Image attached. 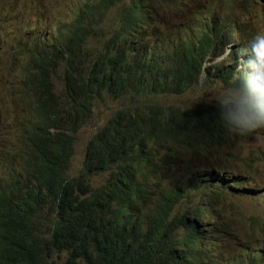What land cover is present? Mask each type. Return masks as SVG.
<instances>
[{
    "label": "trees",
    "instance_id": "obj_1",
    "mask_svg": "<svg viewBox=\"0 0 264 264\" xmlns=\"http://www.w3.org/2000/svg\"><path fill=\"white\" fill-rule=\"evenodd\" d=\"M167 1L0 0L4 13L0 28L7 21L4 28L12 32L13 18L24 27H17L16 37L26 34L42 7L53 10L63 2L68 17L38 50L25 51L29 60L24 79H19L20 66L14 75L3 76L23 90V105L31 112L5 140L0 131V144L3 140L2 145L10 148L0 146L5 158L0 168V264H54L56 254L60 264H176L181 258L172 234L183 223L185 211L177 208L183 206L185 190L173 176L168 186L163 178L171 163L183 167L189 163L168 151L166 159L142 167L129 165L124 157L145 144V139L136 137L154 124L173 131L172 139L166 132L158 136L166 146L176 142L179 134L187 140L186 146L202 140L205 132L209 133L205 144L225 142L224 131L229 138L231 134L207 109L153 110L150 90L179 94L188 84L194 86L191 80L203 57L220 53L224 45L230 44L231 53L235 44L233 52L241 55L248 39L257 34L253 32L264 33L261 26L253 27L264 23V0H219L220 7L207 11L212 18L205 21L189 13L194 0H182L175 5L176 14L186 19L183 28L188 34L165 33L168 42L159 47L139 42L127 29L129 21L141 22L142 29L148 30V20L163 19L159 9ZM0 42L8 44L3 37ZM19 47L14 48L16 54L23 52V44ZM58 78L66 90L64 108L51 92L52 81ZM104 97L128 100L113 113L115 120L111 117L88 139L80 170L70 174L74 145L69 131L77 133L91 116L94 101ZM18 115L24 118L23 113ZM119 129H123L122 137L116 134ZM156 167L163 172L150 187L147 179L159 173ZM191 171L198 174L196 168ZM101 173L105 177L97 181ZM209 176L200 177L201 183L213 180L222 191L227 185L233 189L247 183L233 176L227 180ZM201 187L191 184L195 198L198 192L221 198ZM226 215L230 216L228 210ZM256 234L251 241L264 236L263 231ZM187 240L188 236L177 243L183 248ZM262 257L264 262V253ZM222 258L217 255L216 260Z\"/></svg>",
    "mask_w": 264,
    "mask_h": 264
},
{
    "label": "clouds",
    "instance_id": "obj_2",
    "mask_svg": "<svg viewBox=\"0 0 264 264\" xmlns=\"http://www.w3.org/2000/svg\"><path fill=\"white\" fill-rule=\"evenodd\" d=\"M181 1L182 0H168L161 4L159 13L163 16V19L155 22L148 20V24L145 26L148 30L142 29L141 22L137 24L129 21L130 28H127L128 31L136 34L139 42L156 43V47L168 42V37L165 36V33L173 32L180 34L183 31L185 34H188V31L183 28L186 19L176 14L175 5ZM197 3L198 2L194 0L193 7ZM193 7L189 10V13ZM211 18L212 17H210L209 20ZM246 21H250V18H247ZM260 29L264 32V23L261 24ZM258 32L259 30L253 32L257 34L248 39L241 55H237L233 52L235 44H233L232 52L229 53L230 55L228 52L226 53L225 45L220 53L217 50L216 53L218 54L212 53L205 55L199 65L197 74L194 79L191 80L194 82V86L188 84L179 94H169V92L150 90L149 102L153 110L169 113L173 110L171 106H175L176 110H181V112L201 108L207 109L213 118L218 121L228 133L235 135H246L257 129H264V33ZM214 56L216 59L223 57L222 59L224 61L220 64V69H223L222 71L224 73L221 74L210 70L213 67V65H210V62L213 61ZM204 71H207L209 76L231 80L232 85L213 94L211 99L208 100V104L198 102L188 107H181L161 101V97L182 95L185 93V90L189 91L196 89L201 74ZM113 120H115L114 117L111 118V121ZM0 131L3 133V130ZM95 132L96 131H94L90 137H92ZM162 132H166L169 139L173 138V131L164 124H154L144 128L136 138L145 139V144L140 148H136L137 146H135L133 149L136 148V150L125 155L124 160L131 166L137 165L138 167H142L144 163L153 165L166 159L168 151L171 152L174 157L177 156L180 158L181 161L188 162V167L184 168L191 171L195 168L194 161L198 157H204L208 160L225 159L221 156V154H225V149H223L225 142L219 144L213 142L205 144L204 141H208V132L202 135V140H196L192 146H189L188 143L186 146L185 141L187 142V140L185 139L184 141L181 134L177 136L176 142L166 146L158 137ZM122 133L123 129H119L116 134L122 137ZM6 134V132L2 134L3 140L6 139ZM223 136L225 141V131ZM3 140L0 144L1 148L10 149L2 145ZM193 151H195V156L191 155ZM253 152V150L250 151V153ZM106 154H108V151H106L105 155ZM179 165L183 167L181 164ZM156 168V173H159L155 176L150 175L147 179V183L150 187L154 186L153 181L160 178L163 172V169L159 167ZM231 169L233 171L232 176L242 182L245 181L249 183L250 181H257L258 183H264V154L262 149H259L249 161L242 164H231ZM169 175L170 172H166L163 179L165 181L171 180ZM215 183L216 182L213 180H205L201 183L202 187L199 189L215 191L220 195L224 194V197L210 198L201 196L199 192L198 197L195 198V202H197L195 205L191 204V206L189 204L181 209L177 208V211H185L183 223L177 224V228L185 230L184 233L188 236V240L185 247L182 248L177 243L179 239L178 234L173 230V240L181 255V258L176 264H213V260H215L216 264H224L225 258L232 259L236 264L263 263L264 236L263 238H256L252 241L251 239L258 237L256 233L260 231L264 233V221L259 220L255 222L253 220L252 210L247 212L245 210L255 208L256 206L253 205L264 204V187L257 190L250 187H231L234 189L233 190L229 189L228 187L230 186L227 185L226 189L222 191L219 187H214ZM208 201H213L215 203V210L208 205ZM225 203H229L233 206V211L235 212L236 221L238 223L237 235L231 234L227 229V225L229 224V227H232V224L229 220L230 216L226 215V210H228V208L225 207ZM243 210L245 212H243ZM215 214H217L221 220L218 226L214 225L212 221V219H214L213 215ZM202 215L209 216L208 221L202 219ZM185 222H187L186 226L184 225ZM210 228L212 229L211 232L209 231ZM44 230H46V226H44ZM203 241L208 242L212 250L200 249ZM197 245H199L200 248H198ZM208 252L211 253V255H209ZM217 255H222V260H216ZM195 259L197 261H195ZM61 260L62 259H59L57 254L54 255V264H60Z\"/></svg>",
    "mask_w": 264,
    "mask_h": 264
},
{
    "label": "rangeland",
    "instance_id": "obj_3",
    "mask_svg": "<svg viewBox=\"0 0 264 264\" xmlns=\"http://www.w3.org/2000/svg\"><path fill=\"white\" fill-rule=\"evenodd\" d=\"M219 0H200L190 11L191 14H194L199 20L205 21L210 17L206 15V12L209 10L214 11L216 8L220 7ZM261 8L257 7L256 10H260ZM255 10V11H256ZM66 7L63 2H60L55 9L50 10L47 7L40 8L36 14L33 15L31 19V28L25 31L24 36L16 37L13 34L17 31V27L21 26V23L12 19V32L4 28L7 24V21L3 22L2 28H0V37L6 39L8 44L0 42V130L6 131V133H13L16 131V127L20 125V122L25 123L27 120L26 114H29L31 111L27 109L25 105H23L24 101V92L22 89L18 88L16 83L11 80H7L3 78L4 75L10 73L14 75L16 69L20 66V74L19 79H24L25 73L27 72V64L29 57L27 56L25 51H35L38 50L41 43L44 42L45 37L50 33L56 30L58 24H62V20H68V17L65 14ZM51 15L50 19H47L48 15ZM55 16H62L61 19L55 18ZM4 19V13L0 12V26L2 25V20ZM261 25H255L253 27L260 28ZM21 28H24L21 26ZM13 42V43H10ZM23 44V52L20 54H16L15 50H20L19 45ZM230 45V44H229ZM225 46L226 53L230 50V46ZM229 54V53H228ZM230 55V54H229ZM220 57L218 59H214L210 62V65H218V68L210 69L212 72H221L220 64L224 61ZM226 60V59H225ZM241 62V60H240ZM211 68V67H209ZM14 77V76H12ZM54 86L51 88L52 94L58 98L60 103V108L66 107L65 104V87L62 86V79L58 78L54 81ZM232 85V81L224 80L219 77L209 76L207 71H204L201 74L198 85L196 89L189 90L182 95H171L166 97H161L162 102H167L174 104L176 106L188 107L198 102H203L208 104V100L211 99L212 95L218 93L225 89L226 87ZM17 86V87H16ZM21 97V98H20ZM128 100V98L113 100L109 97H104L102 100L96 99L93 103L92 113L89 119L84 123V125L79 129V131L71 132L69 134L73 136L72 144L74 145V153L70 161L71 169L69 170L70 174H74L80 170V164H82L84 160V153L87 141L91 134L94 131H97L101 126L113 115V113L119 109L124 103ZM18 113H23L24 118H20ZM264 131H253L246 135H235L231 134L229 138H225V154H221L225 159L223 160H208L204 157H198L194 161V167L198 170V174L192 173V171H188L184 167H181L179 164L171 163L169 172L170 177H174L177 179L184 187L185 193L183 194L184 201L183 206L187 205H195L197 202L192 192L190 186L192 183H197L201 185L200 177L205 176L207 174H212V177L216 179H229L233 175V171L231 169V164H242L246 161H249L254 157V155L262 149L264 154ZM14 138V136H12ZM12 139V138H11ZM227 139V140H226ZM253 150V153L250 151ZM5 158L0 153V168H2L4 164ZM8 161V160H7ZM6 161V163H7ZM15 166H17L18 161H12ZM22 162V161H21ZM212 162V163H211ZM214 163V164H213ZM222 170L224 173V177L221 176V173L218 174V171ZM183 175L185 176L183 178ZM105 177L104 173H101L95 177L97 181L102 180ZM191 180V183L187 184L188 180ZM167 182V183H166ZM170 185V180L165 181V186ZM254 185L253 183L244 184L241 187H251ZM164 188L163 185H161ZM224 197V194L221 195ZM194 198V199H193ZM215 203L213 201H208V205ZM244 203V200H243ZM227 204V208L229 213L233 211V206L229 203ZM191 205V206H192ZM211 206L214 210L216 207ZM253 209H247V211H255L258 209L257 205ZM263 208H261L258 213H261ZM243 210V212H245ZM214 219H212L213 224L216 225L217 220L220 217L215 214L213 215ZM53 216H51L52 218ZM202 219L208 221L209 216L202 215ZM218 217V218H217ZM217 218V219H216ZM230 223L232 227L227 225V229L232 232L238 231V223L236 221V216L232 217L230 214ZM210 225V224H209ZM184 229L178 228L176 233L178 235H182L184 233ZM211 232L212 229L210 228ZM238 234V233H237ZM198 248L199 245H197ZM197 248V249H198ZM200 249L212 250L211 246L208 242L203 241ZM209 253V252H208ZM196 255V254H195ZM211 255V253H209ZM232 259L225 258L224 264H229V261ZM195 261H197L195 259ZM232 262H235L232 260ZM261 264H264L261 263Z\"/></svg>",
    "mask_w": 264,
    "mask_h": 264
},
{
    "label": "bare ground",
    "instance_id": "obj_4",
    "mask_svg": "<svg viewBox=\"0 0 264 264\" xmlns=\"http://www.w3.org/2000/svg\"><path fill=\"white\" fill-rule=\"evenodd\" d=\"M229 46H230V45H229ZM211 163H212V162H211ZM213 164H214V163H213ZM211 175H212V174H211ZM211 175L209 176V178L212 179L213 177H212ZM252 186H255V187H252ZM252 186H251L250 188H252V189H254V190L262 189V187H264V183H258V182H256V184H254V185H252ZM199 190H200V189H199ZM201 191H202V190H201ZM214 192H215V191H214ZM198 193H199V192H198ZM203 193H204V192H203ZM210 194H212V193H210ZM202 195H203V194H202ZM208 195H209V194H208ZM216 195H217V194H216ZM211 196L213 197L214 195H211ZM197 197H198V196H197ZM197 197H196V198H197ZM216 197H217V196H216ZM193 199H194V198H193ZM209 205H210V206H214L213 203H210ZM257 206H258V209L255 211V213H253V211H252V214L255 215V216H257V217H258V220H262V219H264V204H259V205H257ZM214 207H215V206H214ZM225 207L227 208V204H226V203H225ZM261 208H263L262 212H261V213H258V211H259ZM230 214H231L232 217H235V212H234V211H232ZM220 221H221L220 219L217 220L216 226H218V225L220 224ZM177 229H178V228H177V226H176V228L174 229V231L176 232ZM171 230H172V229H171ZM171 234H172V233H171ZM231 234H235V235H237V233L234 232V231H232ZM166 235H167V234H166ZM168 235H169V234H168ZM178 237H179L178 241H180V240H182L183 238L187 237V235H186L185 233H183L182 235H178ZM160 238H161V237H160ZM169 238H170V237H169ZM171 238H172V237H171ZM161 240H162V239H161ZM168 243H169V242H168ZM171 243H172V241H171ZM171 243H170V244H171ZM163 244H164V243H163ZM163 244H162V245H163ZM165 244H166V243H165ZM165 244H164V245H165ZM164 245H163V246H164ZM165 247H166V246H164V248H165ZM184 247H185V245H184ZM184 247H183V248H184ZM167 248H168V247H166V249H167ZM172 249H173V248H172ZM172 249H171V250H172ZM168 250H169V249H168ZM168 250H167V251H168ZM162 251H163V250H162ZM162 251H161V252H162ZM165 251H166V250H165ZM173 251H174V250H173ZM169 252H171V251H169ZM172 254H173V252H172ZM235 263H236V262H232V260L229 261V264H235Z\"/></svg>",
    "mask_w": 264,
    "mask_h": 264
}]
</instances>
